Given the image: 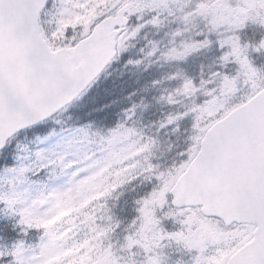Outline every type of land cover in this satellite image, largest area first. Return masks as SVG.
Listing matches in <instances>:
<instances>
[{
  "label": "snow or ice",
  "instance_id": "obj_1",
  "mask_svg": "<svg viewBox=\"0 0 264 264\" xmlns=\"http://www.w3.org/2000/svg\"><path fill=\"white\" fill-rule=\"evenodd\" d=\"M0 264H264V0H0Z\"/></svg>",
  "mask_w": 264,
  "mask_h": 264
}]
</instances>
